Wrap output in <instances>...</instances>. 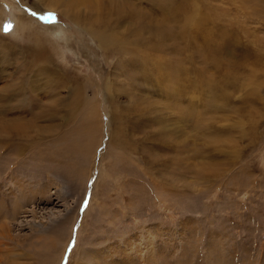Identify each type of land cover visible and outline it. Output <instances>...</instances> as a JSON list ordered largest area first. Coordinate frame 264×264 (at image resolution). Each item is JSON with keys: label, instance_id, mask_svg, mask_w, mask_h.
I'll list each match as a JSON object with an SVG mask.
<instances>
[{"label": "rangeland", "instance_id": "rangeland-1", "mask_svg": "<svg viewBox=\"0 0 264 264\" xmlns=\"http://www.w3.org/2000/svg\"><path fill=\"white\" fill-rule=\"evenodd\" d=\"M0 205L9 264H264V0H0Z\"/></svg>", "mask_w": 264, "mask_h": 264}, {"label": "bare ground", "instance_id": "bare-ground-1", "mask_svg": "<svg viewBox=\"0 0 264 264\" xmlns=\"http://www.w3.org/2000/svg\"><path fill=\"white\" fill-rule=\"evenodd\" d=\"M105 39V38H104ZM7 210L5 209V206L3 205H0V241L1 240H8L7 237H5L4 235H2L1 233H5V234H8L10 231H9V226L7 224H2V218L4 216L7 215ZM5 229V230H4ZM0 253L3 252V248H2V243L0 244ZM9 252H12L11 250H9ZM10 259L7 257L6 260L5 258H0V264H6L8 263L9 264V261Z\"/></svg>", "mask_w": 264, "mask_h": 264}]
</instances>
